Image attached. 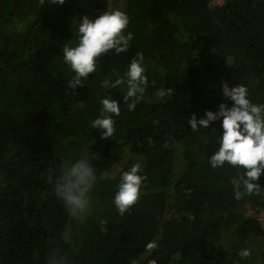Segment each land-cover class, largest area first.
<instances>
[{
  "label": "trees",
  "instance_id": "16d2710c",
  "mask_svg": "<svg viewBox=\"0 0 264 264\" xmlns=\"http://www.w3.org/2000/svg\"><path fill=\"white\" fill-rule=\"evenodd\" d=\"M117 8L129 16V50L103 54L70 88L63 47L77 43L75 21ZM138 51L148 85L129 110L126 86L101 82L124 77ZM225 81L264 103V0H0V264H264V225L241 210H264V187L236 199L243 167L209 164L221 121L188 124L232 105ZM104 97L121 108L107 138L90 127ZM87 149L97 180L74 218L55 181ZM134 164L146 179L121 215L113 197Z\"/></svg>",
  "mask_w": 264,
  "mask_h": 264
},
{
  "label": "clouds",
  "instance_id": "9594fccd",
  "mask_svg": "<svg viewBox=\"0 0 264 264\" xmlns=\"http://www.w3.org/2000/svg\"><path fill=\"white\" fill-rule=\"evenodd\" d=\"M50 2L53 5H63L65 0ZM74 25L77 43L75 46L65 44L63 47V61L74 72V76L68 81V86L72 89L82 85L88 79L89 73L96 72L99 57L110 50L117 54L128 51L133 39L132 32L124 31L129 25V16L118 8L91 17L86 14L77 19ZM147 85L145 57L139 51L129 63L124 77H118L114 81L104 79L101 82V87L104 88L126 86L124 99L130 100L127 104L129 110H134L143 98ZM171 92L172 88H164L158 90L156 95L164 96ZM222 93L233 102L231 106L222 102L216 111L206 110L205 115L200 118L194 113L188 124L192 131H197L200 128H208L211 122L220 120L223 132L218 137V149L209 157L210 166L223 167L225 163L242 166V191L238 185L235 191L236 199H240L244 194H259L264 187L259 183V178L264 172V103H253L247 87L242 84L230 87L225 81ZM100 104L99 115L91 120L90 127L100 129L104 138L112 137L115 132L113 117L120 115V105L110 97L102 98ZM145 179L139 164H134L121 173L113 197V203L121 215L138 201ZM96 180L97 173L90 163L88 149L86 155L66 165L62 174L57 177L55 194L63 201L72 217L78 218L88 211L89 191ZM154 246L151 242L147 245L149 249ZM238 255L241 258L249 257L250 249L243 248ZM50 264H67V260L63 257H53Z\"/></svg>",
  "mask_w": 264,
  "mask_h": 264
},
{
  "label": "rangeland",
  "instance_id": "374dc122",
  "mask_svg": "<svg viewBox=\"0 0 264 264\" xmlns=\"http://www.w3.org/2000/svg\"><path fill=\"white\" fill-rule=\"evenodd\" d=\"M222 3H223V0H210L211 5H220ZM229 61L231 62L232 59L229 58ZM241 210H242V213H244L246 215H249V214L256 215V217H258L261 220V223L264 225V210L256 212L255 210H253L248 205H246L245 209H241ZM98 217H99V215H98ZM151 264H153V263L151 262Z\"/></svg>",
  "mask_w": 264,
  "mask_h": 264
},
{
  "label": "built area",
  "instance_id": "2783aa9c",
  "mask_svg": "<svg viewBox=\"0 0 264 264\" xmlns=\"http://www.w3.org/2000/svg\"><path fill=\"white\" fill-rule=\"evenodd\" d=\"M153 263V262H152Z\"/></svg>",
  "mask_w": 264,
  "mask_h": 264
}]
</instances>
